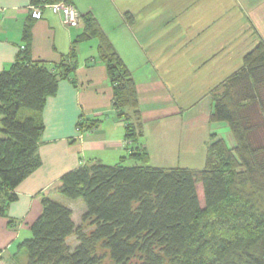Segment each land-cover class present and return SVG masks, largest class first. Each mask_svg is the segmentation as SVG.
Segmentation results:
<instances>
[{"label":"trees","instance_id":"trees-1","mask_svg":"<svg viewBox=\"0 0 264 264\" xmlns=\"http://www.w3.org/2000/svg\"><path fill=\"white\" fill-rule=\"evenodd\" d=\"M58 1L72 2L31 4ZM80 20V36L100 40L114 90L112 107L124 121L126 138L139 143L144 118L132 71L93 14ZM24 39L25 48L0 71V218L8 216L18 198V185L42 165L39 145L47 98L62 79L75 82L79 37L59 62L49 64L30 60L31 23ZM263 109L261 37L244 54L241 66L213 89L210 120L226 121L234 144L212 133L202 168L153 165L140 143L131 147L134 164L95 162L66 172L56 187L63 197L84 201L81 222L64 201L43 196L42 211L29 227L31 236L18 244L27 250L26 264H264V212L239 210L241 214L230 216L237 211L233 203L242 197L238 167H244L264 194ZM97 121L82 117L77 127L89 129ZM252 201H244L243 209L247 204L254 208Z\"/></svg>","mask_w":264,"mask_h":264},{"label":"crops","instance_id":"crops-1","mask_svg":"<svg viewBox=\"0 0 264 264\" xmlns=\"http://www.w3.org/2000/svg\"><path fill=\"white\" fill-rule=\"evenodd\" d=\"M71 1L81 15L90 13L97 18L131 69L146 121L144 134L139 143L128 142L124 121L112 107L114 90L100 56V40L97 36H80L84 32L82 20L78 26H70L49 6H44L40 16L34 17L31 0H0V71L8 68L25 48L24 29L29 23L31 61L59 62L79 37L75 43V82L62 79L57 92L47 98L42 111L45 125L39 145L42 165L18 185V198L10 204L8 216L1 222L2 228L9 231L10 239L0 241L4 248L0 264H22L23 261H17L13 256L15 245L20 234L29 233L25 229L41 213L43 196L64 201L74 211L75 202L67 203L56 187L63 174L84 164H116L133 160L131 147L140 143L146 146L152 159L146 141L147 124H161L169 118L167 115L175 116L181 112L178 111L179 106L167 105L174 101L169 93L178 84L167 81L162 75L164 71L170 72L173 80L171 74H177L169 65L179 56L178 47L182 49L193 42L202 47L196 52L206 61L198 67L203 66L202 71L205 72L206 66L208 79L219 78L218 83H221L233 72L227 73L231 61L238 58L237 62H242L244 54L257 42V31L261 33L264 30V8H260L264 0ZM188 57L189 61H194L193 56ZM134 66H139L137 71H134ZM143 71L144 79L140 80V72ZM156 78L164 80L154 87ZM148 93L153 95L146 96ZM149 97L153 99L147 100ZM151 101L158 102V106L151 108L155 113L150 117L146 115L145 105ZM168 106L170 111L165 110ZM82 117L98 121L92 128L79 130L77 124ZM161 126L159 128L162 129ZM84 209L85 206L82 212Z\"/></svg>","mask_w":264,"mask_h":264},{"label":"rangeland","instance_id":"rangeland-1","mask_svg":"<svg viewBox=\"0 0 264 264\" xmlns=\"http://www.w3.org/2000/svg\"><path fill=\"white\" fill-rule=\"evenodd\" d=\"M260 8H264V2L260 6ZM261 12L262 11H260V14ZM261 37L264 39V30L261 31V33L257 31V41ZM196 44V42H193L188 46L183 47L182 49H180V46L176 50L178 52L177 55L179 56L176 58V60L173 61V63H169V66L177 71L176 75H174V73L171 74L173 75V80L170 77V72L164 71L162 73L163 77H165L164 79H167V81L170 82L173 81L178 84L177 88L173 87L169 93L174 98V101L167 105H177L179 106L178 111L181 110V112H177L178 115L175 114V116L167 115V117L169 118H165L161 122V124L154 122L147 124L146 141L148 142L152 153V159L150 158L151 164L162 166H187L202 168L205 165L207 148L211 139L210 137L214 132L217 133L218 136L225 138L228 144H234L228 123L226 121L210 120V114L208 112L211 111L213 107V89L215 87L214 84L218 83L220 80H218L219 78L208 79V70H206V66H204L205 72L202 71L203 66L201 68L198 67V65L202 64L204 61H206V59L200 57L197 54L196 50H202L203 48L196 46ZM215 49H218V47H216ZM193 52H195V54ZM237 54L239 53L237 52ZM187 55L190 56V58L191 56H193L194 61H189V57ZM237 60L235 59L234 62L231 61L227 73H229L230 71H235V68L236 70L239 68L240 63L242 62L240 60L237 62ZM161 65L163 66L164 64ZM212 65L215 64L212 63ZM138 68L139 66H134V71H137ZM151 70L153 71L154 69ZM162 70L163 68L161 67V71ZM140 73V80H143V75L145 74V72L143 71ZM152 74L158 75V73L156 72H152ZM164 79L156 78L153 86L157 87L160 81ZM152 95V93L146 94V96ZM151 99L153 98L149 97L147 100ZM176 101L178 103H176ZM157 104L158 102L151 101L145 105V107L147 108V116L149 115L151 117L153 113H155L151 110V108H156L158 106ZM148 110L151 112H149ZM165 110L170 111V106L165 108ZM206 116L208 117L207 122ZM144 122L146 121L144 120ZM159 125H162V129L159 128ZM122 163L131 165L136 163V161L133 159L126 160ZM237 170L240 172L237 174H241L240 177H238L237 182L242 197L238 201H236V203H233L234 208L237 211H230V216L236 217V215L241 214L239 210H242L247 214H251L252 211L257 212V214L264 212V194L261 192L259 193L256 190L257 188L255 187V184L252 183V181L250 180L251 178H249L250 176L247 175L244 171V167H238ZM64 200L67 203L75 202L74 219L79 224L81 222L82 208L83 206H85L84 201L81 198L70 200L66 197H64ZM250 200H253L252 202H254L255 205L254 208H252V206L250 207V204H247L249 208L246 206L243 209V207L245 206L244 201L250 202ZM4 218L5 217L0 218V241L2 239H10L8 238L9 231H6L5 227L2 228L1 222L4 220ZM250 218L253 219L252 216ZM251 219L248 218V220L250 221ZM25 231H29V233L27 234L28 236L26 234H23V236H21L20 234L19 241L15 245V253H13V256H16L17 261H23L22 264L27 263L28 253L24 247L19 248L18 244L24 238L30 237L32 234L30 228L25 229ZM69 242L72 246H74L77 242L76 237L72 236L69 239Z\"/></svg>","mask_w":264,"mask_h":264},{"label":"built area","instance_id":"built-area-1","mask_svg":"<svg viewBox=\"0 0 264 264\" xmlns=\"http://www.w3.org/2000/svg\"><path fill=\"white\" fill-rule=\"evenodd\" d=\"M44 6H49L54 12L59 13L63 17L64 23L70 26H78L81 19V14L71 2L58 1L47 3L45 5L31 4L30 8L33 11V16L38 17L41 14V9ZM79 129V128H78ZM80 130V129H79Z\"/></svg>","mask_w":264,"mask_h":264}]
</instances>
